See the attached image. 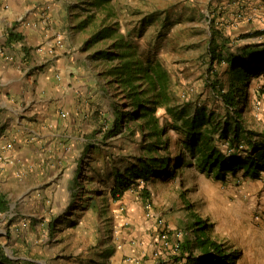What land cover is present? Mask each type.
<instances>
[{
    "label": "rangeland",
    "instance_id": "374dc122",
    "mask_svg": "<svg viewBox=\"0 0 264 264\" xmlns=\"http://www.w3.org/2000/svg\"><path fill=\"white\" fill-rule=\"evenodd\" d=\"M84 1L75 0L73 28L91 57L98 83L77 94L71 114L79 121L51 137V146L41 150L42 170L28 178L30 189L14 192L11 209L0 212L1 257L14 264H183L201 249L194 243L181 256L174 244L192 242L193 223L201 219L208 237L236 256L234 264H264V170L257 178L238 170L224 179L201 170L179 142L184 132L173 127L164 107L155 115L165 128L166 148L145 149L155 137L144 118L124 122L115 132L117 111L131 107L117 83L107 84L113 79L107 70L122 58L98 54L130 51L143 64L158 61L169 74L175 109L191 112L203 106L216 123L232 121V108L222 99L230 83L228 59L242 56L247 47L264 48V11L239 25L220 18L223 10L210 7L215 0H111L108 11L99 9L89 20L95 8ZM110 27L113 36L94 42L97 31ZM249 83L241 122L251 139L260 142L264 71ZM215 143L228 152L225 140ZM249 148L240 146L242 158ZM179 155L185 162L173 175L137 178L118 198L110 194L114 175L139 165V158L169 156L173 167Z\"/></svg>",
    "mask_w": 264,
    "mask_h": 264
},
{
    "label": "crops",
    "instance_id": "0c3cea01",
    "mask_svg": "<svg viewBox=\"0 0 264 264\" xmlns=\"http://www.w3.org/2000/svg\"><path fill=\"white\" fill-rule=\"evenodd\" d=\"M74 3L0 0V199L8 203L14 192L30 189L28 178L42 170L41 150L51 137L79 121L71 114L77 94L98 83L77 42ZM210 7L242 25L264 11V0H215Z\"/></svg>",
    "mask_w": 264,
    "mask_h": 264
},
{
    "label": "trees",
    "instance_id": "16d2710c",
    "mask_svg": "<svg viewBox=\"0 0 264 264\" xmlns=\"http://www.w3.org/2000/svg\"><path fill=\"white\" fill-rule=\"evenodd\" d=\"M84 2L95 8V11L88 17L90 20L97 10L108 11L111 0H85ZM84 22L82 21L80 24L84 25ZM212 28L213 24H211V41L213 42L215 32ZM113 35L114 30L110 27L97 31L93 35V39L96 42L101 38ZM9 38L11 40L16 39V36L10 32ZM18 38L20 39V37ZM117 47L119 44L115 46V48ZM83 48L85 47L83 46ZM98 54L104 58H122L118 65L107 70L108 72L106 71L108 75L113 77L107 81V84L117 83L118 89L129 99L127 105L131 107L130 111H117L113 122L115 132L120 131L124 122L144 118L145 124L150 128L149 135L155 137V141L145 143V149L152 152L163 147L166 148L168 139H162L165 128L159 126L158 117L155 115L156 109L164 107L172 118L173 127L184 132L179 142L182 143L184 149L201 170L209 173L215 172L218 179H224L227 172L235 174L238 170H243L244 176L250 175L256 178L260 176V172L264 170V140L254 142L251 139V133L243 129L241 112L247 103L250 78L264 71V48L252 49V47H247L242 56L234 55L228 59L227 71L230 76V83L227 90L222 94V99L232 108L233 118L232 121L227 120L223 123H216L213 113L203 106L195 107L191 112L183 108L175 109L171 105L169 74L158 61L150 60L147 64H143L138 60L136 61L130 51H121L110 56L106 50H103ZM137 80H141V82L138 83ZM235 94L239 96V101L236 100ZM147 95L150 96L145 97ZM238 103L239 107H236ZM216 132H218V136L214 137ZM216 139L226 141L228 152H223L217 147ZM244 143L250 148L249 152H246V156L242 158L239 148ZM139 159V165L133 164L128 166L125 172H117L114 175V185L110 189L112 197L121 196L137 178L148 179L151 174L158 172H165L167 176H171L185 162L182 155L177 157L173 167L169 166V156H150ZM8 209V200L0 199V212H5ZM193 225H196L194 240L190 242L189 239H184L182 243L178 244L177 249H180V254L183 256L184 252H190V247L195 243L201 249V253L198 256L190 255L183 264L235 263V255L226 252L208 237L207 226L203 220L197 219ZM175 259L179 260L180 255H176ZM0 264H14V262L11 263L9 257H1L0 255ZM26 264H33V262L27 261Z\"/></svg>",
    "mask_w": 264,
    "mask_h": 264
},
{
    "label": "built area",
    "instance_id": "2783aa9c",
    "mask_svg": "<svg viewBox=\"0 0 264 264\" xmlns=\"http://www.w3.org/2000/svg\"><path fill=\"white\" fill-rule=\"evenodd\" d=\"M262 91L264 92V85H262ZM162 240L164 243L168 244V235L166 233L162 235ZM177 246H178V242L174 244V249H177Z\"/></svg>",
    "mask_w": 264,
    "mask_h": 264
}]
</instances>
